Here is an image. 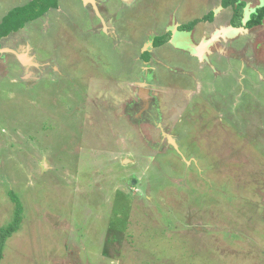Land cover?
Instances as JSON below:
<instances>
[{
  "label": "rangeland",
  "instance_id": "1",
  "mask_svg": "<svg viewBox=\"0 0 264 264\" xmlns=\"http://www.w3.org/2000/svg\"><path fill=\"white\" fill-rule=\"evenodd\" d=\"M30 1L0 0V24ZM217 1L108 0L102 25L58 0L49 29H21L60 71L0 56V237L23 207L0 264H264V23L217 41L215 70L171 45L157 85L137 68L173 19L197 40Z\"/></svg>",
  "mask_w": 264,
  "mask_h": 264
},
{
  "label": "trees",
  "instance_id": "2",
  "mask_svg": "<svg viewBox=\"0 0 264 264\" xmlns=\"http://www.w3.org/2000/svg\"><path fill=\"white\" fill-rule=\"evenodd\" d=\"M58 0H31L25 6H20L12 9L2 20L0 24V50L2 48L1 42L4 38L11 34L20 31L25 28L31 22H35L40 18H43L50 10L58 9ZM222 8L233 9L232 27L238 28L242 26V20L244 17L245 9L247 8V2L245 0H222ZM214 13L210 16L205 17V20H212ZM198 21L191 23L184 29L191 30ZM264 23V6L258 7L249 17V20L245 26L246 29L250 30L263 25ZM168 41V35L157 37L153 42V46L159 47ZM16 202L17 211L15 212V218L12 224L2 232L0 237V263L3 259V250L7 240L15 234L22 223V204L18 199L13 198Z\"/></svg>",
  "mask_w": 264,
  "mask_h": 264
},
{
  "label": "crops",
  "instance_id": "3",
  "mask_svg": "<svg viewBox=\"0 0 264 264\" xmlns=\"http://www.w3.org/2000/svg\"><path fill=\"white\" fill-rule=\"evenodd\" d=\"M79 1L81 2L82 6L85 8V10L86 9L90 10L89 7H87L82 0H79ZM136 1L137 0H121V2L124 4V6H132V5H134V3ZM106 2H108V1H106ZM247 5H248L247 8L250 10L249 3ZM252 8L254 9L255 7H252ZM213 9L218 11V13H217V15L215 17V23L213 25V28H211L208 31L207 29H205L207 27V25H208V24H206L205 28L202 29L201 33L202 32H208V33L211 32V34L214 36L216 33L217 34L219 33L216 28L217 27H222L223 26L222 24H225L228 27V29L230 28V23L232 22L234 12H233L232 8L231 9H229V8L228 9H223L222 8V0H220V4H219V1H217V4L214 3ZM56 10L59 11L60 10V6L58 7V9H55V11ZM212 10L209 11V14L213 13V12H211ZM51 11H54V10H51ZM224 13H226V14H224ZM99 15L101 16L100 12H99ZM224 16H225V18H224ZM228 16H230L229 19H228ZM44 17H45V19L48 18V14H46ZM171 19H173V18H171ZM103 20L104 19L102 18V22H103ZM35 22H31V23H35ZM28 25H30V23ZM105 25H107V24H104V27H105ZM185 26H187V25H180L178 22H175V20L173 19V20L170 21L169 25L166 27V29L163 31V33H162V31L156 32V33H153V34L151 33L152 34L151 37L152 38H155V37L157 38V37H162V36H167L168 35V39H169L172 29H173V32L176 33L177 31L184 30L183 27H185ZM45 27H46V29L50 28L49 19H46ZM23 31L25 32V30H23ZM23 31L20 30V32L18 34H14V35H12V36H10L8 38H5V40L2 41V43H1L2 49L0 50V55H2V54L5 55V53H9L8 57H13L14 62L19 63L20 67L22 68L23 75L25 74V79H27V76H28L29 73H27L26 71L24 72L23 69L26 68V66H30V65H32L34 63L38 67V69L40 70V72L38 73V76L36 78V81L42 80L46 75H51L52 76V75H54V73H58L60 71V69H59L58 65L54 62L53 59H51V58L50 59L49 58H45L44 59L43 56L41 57L39 54H37L34 51V48L32 46V43H30V40H28V39L26 40L25 39L24 41H21V37L25 36ZM197 37L198 38L196 40L194 38V33H191V35L189 36L190 45H194L196 42L202 41L203 33L198 35ZM176 39H178L177 35L172 37V38H170V43L169 44H164L163 46H166V45H171L173 47L177 46L176 45ZM6 40H8V41H6ZM23 42H25L26 45L21 47L20 44H22ZM216 42H214L212 46H214V44ZM145 46H148L149 50H150L151 47L148 44L146 45V43H145ZM161 48H155V49L152 50V52L154 53V50H159ZM214 48L213 47L212 48L208 47V48H206L205 52H207V51L211 52V49L214 50ZM142 49H141V51H143ZM215 50H216V48H215ZM216 52L219 53L218 50H216ZM224 52H225L224 50L220 51L221 54H223ZM204 53H203V55H204ZM213 58H215V57H213ZM215 59L216 60H220L218 58H215ZM6 62H8V64H9V61H6ZM210 64H212L214 66L215 65L214 60L210 61ZM220 65L221 64L218 63L216 65V67L218 68ZM200 66H206V65H204V64L202 65L201 64ZM212 69H213V67H212ZM3 73L8 74L7 72H3V70H2V72H0V75H3ZM21 79L23 80V76H22Z\"/></svg>",
  "mask_w": 264,
  "mask_h": 264
},
{
  "label": "flooded vegetation",
  "instance_id": "4",
  "mask_svg": "<svg viewBox=\"0 0 264 264\" xmlns=\"http://www.w3.org/2000/svg\"><path fill=\"white\" fill-rule=\"evenodd\" d=\"M106 1H108V0H97V6H98V9H99V12H100V14H101V16H98L91 8H89L90 10H88L89 11V14H93L97 19H99V21L101 22V24H102V18H104V19H107L108 21H111V20H113L114 19V16L112 15V13H110L109 12V10H108V7H107V2ZM260 7V6H259ZM257 8H258V6H257ZM256 8V9H257ZM245 13V12H244ZM244 18H245V14H244V17H243V20H242V26L241 27H243V21H244ZM205 22H207V27L205 28V29H207V30H210L211 28H213V25H214V23H215V17L213 16V18H212V20H207V21H205ZM115 20L114 21H112V23H107L108 24V26L109 25H111V28H109V32H108V36L109 37H111V36H113L114 34H115ZM103 25V24H102ZM230 27H232V22L230 23ZM241 27H238V28H241ZM251 30V29H250ZM194 31V29L193 30H188V29H184V30H182V31H177L176 33L175 32H173V29H172V31H171V34H170V37H169V39H168V41L165 43V44H169L170 43V38H172V37H174V36H176L177 35V38L178 39H176V45L177 46H174V48H176V49H178V50H180V51H182L183 53H186V54H188V56H190L191 58H194L196 61H197V63H199V64H204V65H206V66H210L211 67V69H212V67H213V69L212 70H215L216 69V65L218 64V63H220V64H223V63H226V60H216L215 58H213L214 57V55H215V53H216V50H215V48H214V46H212L213 44H211V46H209V47H213L214 48V50H212L211 49V52L210 51H207V52H205L204 53V56H203V60L201 61L200 60V58L197 56V53H198V48L199 47H201L203 44H206L208 41H210L211 40V38H212V34L211 33H208V32H202L203 33V39H202V41H199V42H196L194 45H190V42H189V36L191 35V33ZM101 32L102 33H104V34H106L107 32H104L103 31V29H101ZM19 33V31L18 32H16V33H13V34H11L10 36H12V35H14V34H18ZM202 33H200V34H202ZM199 34V35H200ZM217 34V33H216ZM215 34V35H216ZM232 36L231 34H228V35H224V36H226L227 38H223V37H221L220 39H219V41H226V39H227V43H229V45L228 46H230V40H228L229 39V37L228 36ZM10 36H8V37H10ZM8 37H6V38H8ZM156 38V37H155ZM155 38H152V39H150L151 41H150V43H148V45L151 47V48H155L154 46H153V42L155 41ZM176 38V37H175ZM3 40H5V38L3 39ZM6 41H8V40H6ZM189 42V43H188ZM146 45H147V43H146ZM164 45V44H163ZM162 45V46H163ZM156 48H161V46H159V47H156ZM2 49V48H1ZM145 53H150V55H147V56H145ZM242 53H240L239 52V54H234V52L230 49V52H228V54H224L225 55V57L224 58H229L230 56H238V55H240V57L242 56L241 55ZM5 55H8L7 53H5ZM5 55H3V56H5ZM1 56V55H0ZM155 55H154V53L152 52V50H149V48H148V50H145V51H143V53H142V55H141V57L140 58H142V63H143V65H140L141 63H138L137 62V68H139L140 69V74L142 73L143 75H145V74H147L148 75V77H149V79H148V81H147V85L146 86H148V87H150V86H152V85H157L156 84V77H157V75H156V73H157V68L155 67V63H159L160 65H163L164 63H163V61H158V59L156 58V57H154ZM146 58V60H145V58ZM5 59H6V61H8V59H10V57L8 58V56H5L4 57ZM211 58H213V59H211ZM214 60V63H215V65L213 66L212 64H210V61H213ZM3 62H5V61H1L0 60V65H3L4 66V64H3ZM139 64V65H138ZM25 70V68L23 69V71ZM138 71V70H137ZM190 74L191 73H193L194 74V69H190ZM3 72H5V71H3ZM3 75H4V73H3ZM3 77V76H2ZM145 85V84H144ZM156 87V86H155ZM144 90V89H143ZM181 91V90H180ZM165 92H167V90L165 91ZM139 93V92H138ZM168 93V92H167ZM137 97H138V94H137ZM155 98V96L154 95H151V101H149L150 103H149V105L151 104L152 105V107L154 106V104H155V102H154V99ZM160 100V99H159ZM130 102H133V101H130ZM145 103H148V101L147 100H145ZM142 105H143V100L142 99H140L139 100V103L136 105L137 106V108H142ZM163 108V107H162ZM151 109H153V108H151ZM147 110V109H146ZM145 110V111H146ZM149 110H147L146 111V113L148 112ZM158 125V124H157ZM156 125V126H157ZM158 127L160 128V126L158 125Z\"/></svg>",
  "mask_w": 264,
  "mask_h": 264
},
{
  "label": "water",
  "instance_id": "5",
  "mask_svg": "<svg viewBox=\"0 0 264 264\" xmlns=\"http://www.w3.org/2000/svg\"><path fill=\"white\" fill-rule=\"evenodd\" d=\"M82 1L84 2V4L87 7L91 8L98 16H100L99 15V9H98V6H97V0H82ZM251 14H252L251 10L246 8L245 9V18H244V21H243V27H241V28L230 27L228 30H222L221 33H218V34L212 36L210 41H208L206 44H203L201 47H199L197 56L200 58V60L202 61L203 56H204L203 53L206 51V48L211 46V44H213L214 42L218 41L220 37H223L225 39L226 36H224V35H228V34L233 35V34H236V33L240 32V31L247 32L248 29H246L245 26H246ZM223 32L225 34L222 36L221 34Z\"/></svg>",
  "mask_w": 264,
  "mask_h": 264
},
{
  "label": "bare ground",
  "instance_id": "6",
  "mask_svg": "<svg viewBox=\"0 0 264 264\" xmlns=\"http://www.w3.org/2000/svg\"><path fill=\"white\" fill-rule=\"evenodd\" d=\"M29 62V61H28ZM144 93V92H143ZM145 98H146V96H145ZM176 143V142H175Z\"/></svg>",
  "mask_w": 264,
  "mask_h": 264
}]
</instances>
